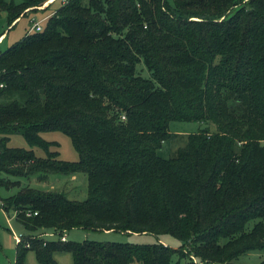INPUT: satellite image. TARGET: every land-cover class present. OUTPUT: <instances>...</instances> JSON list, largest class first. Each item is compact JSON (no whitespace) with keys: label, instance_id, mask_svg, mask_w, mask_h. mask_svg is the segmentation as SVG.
Returning a JSON list of instances; mask_svg holds the SVG:
<instances>
[{"label":"trees","instance_id":"obj_1","mask_svg":"<svg viewBox=\"0 0 264 264\" xmlns=\"http://www.w3.org/2000/svg\"><path fill=\"white\" fill-rule=\"evenodd\" d=\"M46 1L0 10L11 24ZM30 26L0 51V187L84 172L87 196L29 185L0 196L25 231L14 264L30 250L40 264H58L57 251L72 264H169L174 253L236 264L264 250V0H62ZM171 120L207 125L166 157ZM47 130L69 136L78 158H60ZM14 132L44 156L9 146ZM74 227L181 244L66 239Z\"/></svg>","mask_w":264,"mask_h":264},{"label":"rangeland","instance_id":"obj_2","mask_svg":"<svg viewBox=\"0 0 264 264\" xmlns=\"http://www.w3.org/2000/svg\"><path fill=\"white\" fill-rule=\"evenodd\" d=\"M61 4L62 0H52L47 7H44L46 5L44 2L42 5L37 6V8L42 7L41 9L27 11L11 24H8L5 10H0V51L5 50L13 43L20 40L28 30L31 20L40 22V25L43 28L46 24L48 15L55 11ZM137 68L142 75L149 76V71L141 62L137 64ZM206 125L207 124L200 121L171 120L168 126L169 131L175 132L178 135L164 141L160 153L166 157L173 155L178 147L185 144L186 135L188 133L196 132L198 129ZM208 126L211 130L214 129L213 124L211 125L209 123ZM41 136L46 140H53L58 143V146L55 149H58L60 158L66 160H76L78 158L77 151L74 149L69 136L65 133L59 130H47L41 132ZM7 144L11 147L32 148L36 155L44 156V150L41 147L30 146L23 135L19 132L10 134ZM37 176V174H34L29 177H18V185L12 186L9 189L5 186L0 187V196L15 193L20 188L27 185L44 190H63L68 198L77 200H83L87 196V177L84 172H77L74 177L70 174L50 173L48 174V178L44 181L37 179ZM252 223L253 221H250L248 226H251ZM22 232H25L24 229L15 220L11 212H6L0 208V264H14L16 246L15 235ZM65 234L66 239L74 241H81L83 239L134 243H152L154 241H161L172 248H178L181 244V240L177 239L170 233L159 234L157 238L150 232L131 234L113 230L104 231L74 227L66 231ZM44 236L52 238L54 234H45ZM54 258L57 260L58 264H72L70 252L57 251L54 253ZM193 259L195 261L197 260V258ZM188 261V256L181 257L177 253H174L169 264H187ZM233 262L236 264H264V250L248 251L238 255L234 258ZM26 264H40L36 260L34 252L31 250L26 254Z\"/></svg>","mask_w":264,"mask_h":264},{"label":"built area","instance_id":"obj_3","mask_svg":"<svg viewBox=\"0 0 264 264\" xmlns=\"http://www.w3.org/2000/svg\"><path fill=\"white\" fill-rule=\"evenodd\" d=\"M32 23H31V26H30V30H35V31H39L42 29L41 25H40V22L38 21H34V20H31ZM122 117L124 118V116L122 115ZM36 213V212H34ZM27 214H30V212H27ZM49 234H54L53 232L49 233ZM15 238L16 240H19L21 238V233H19L18 235H15ZM61 239L64 240L65 239V235L63 234L61 236Z\"/></svg>","mask_w":264,"mask_h":264},{"label":"crops","instance_id":"obj_4","mask_svg":"<svg viewBox=\"0 0 264 264\" xmlns=\"http://www.w3.org/2000/svg\"><path fill=\"white\" fill-rule=\"evenodd\" d=\"M50 1H51V0H48V1H46V2H45V4L47 5V4H48ZM41 8H42V7H41ZM71 176H73V177H74V176H75V174H72ZM104 231H107V230H104ZM132 234H134V233H132Z\"/></svg>","mask_w":264,"mask_h":264}]
</instances>
